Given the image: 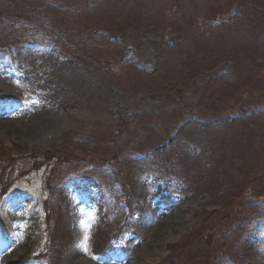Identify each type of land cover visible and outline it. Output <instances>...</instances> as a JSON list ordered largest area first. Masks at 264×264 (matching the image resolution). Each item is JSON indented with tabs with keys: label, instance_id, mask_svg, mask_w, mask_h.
Wrapping results in <instances>:
<instances>
[{
	"label": "rangeland",
	"instance_id": "rangeland-1",
	"mask_svg": "<svg viewBox=\"0 0 264 264\" xmlns=\"http://www.w3.org/2000/svg\"><path fill=\"white\" fill-rule=\"evenodd\" d=\"M49 242L264 264V0H0V264Z\"/></svg>",
	"mask_w": 264,
	"mask_h": 264
},
{
	"label": "trees",
	"instance_id": "trees-1",
	"mask_svg": "<svg viewBox=\"0 0 264 264\" xmlns=\"http://www.w3.org/2000/svg\"><path fill=\"white\" fill-rule=\"evenodd\" d=\"M36 163H35V165H38V167L42 164V163H37V161H35ZM13 165H14V162H10L8 165H7V167H6V169L5 170H3V175H2V178H4L5 177V175L4 174H7V172H8V170H7V168H9V167H13ZM35 165H34V167H35ZM37 167V168H38ZM11 176V174L10 175H7V177H10ZM51 215H53L51 212L49 213V216H48V221L50 220V218H51ZM56 225H59V226H62L61 225V223H60V221H59V219L58 220H56V223H55ZM55 231H56V242L58 243V245H61V251H63L64 250V248L67 246L66 245V238H67V235H66V233L65 234H63V233H59V231H61L60 230V228H55ZM50 238H51V242H52V235H50ZM97 248H99V249H97V250H101V248H100V244H97Z\"/></svg>",
	"mask_w": 264,
	"mask_h": 264
},
{
	"label": "snow or ice",
	"instance_id": "snow-or-ice-1",
	"mask_svg": "<svg viewBox=\"0 0 264 264\" xmlns=\"http://www.w3.org/2000/svg\"><path fill=\"white\" fill-rule=\"evenodd\" d=\"M86 250V249H85Z\"/></svg>",
	"mask_w": 264,
	"mask_h": 264
}]
</instances>
